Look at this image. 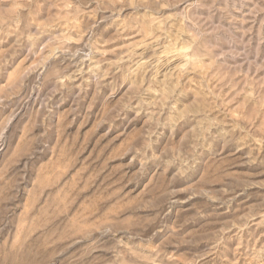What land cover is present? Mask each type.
I'll return each instance as SVG.
<instances>
[{
	"label": "rangeland",
	"instance_id": "1",
	"mask_svg": "<svg viewBox=\"0 0 264 264\" xmlns=\"http://www.w3.org/2000/svg\"><path fill=\"white\" fill-rule=\"evenodd\" d=\"M0 264H264V0H0Z\"/></svg>",
	"mask_w": 264,
	"mask_h": 264
}]
</instances>
